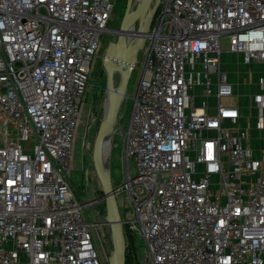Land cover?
<instances>
[{
  "label": "built area",
  "instance_id": "obj_1",
  "mask_svg": "<svg viewBox=\"0 0 264 264\" xmlns=\"http://www.w3.org/2000/svg\"><path fill=\"white\" fill-rule=\"evenodd\" d=\"M160 3L120 130L122 226L145 264H264V150L223 101L235 89L221 44L264 64V0ZM112 16V0H0V264H103L68 173Z\"/></svg>",
  "mask_w": 264,
  "mask_h": 264
},
{
  "label": "rangeland",
  "instance_id": "obj_2",
  "mask_svg": "<svg viewBox=\"0 0 264 264\" xmlns=\"http://www.w3.org/2000/svg\"><path fill=\"white\" fill-rule=\"evenodd\" d=\"M136 0H134V3ZM113 3V16L109 21L107 30L102 34L100 47L97 55L94 56L92 61V82L94 86L86 93L85 109L86 115L80 128V137L75 142L74 146V159L70 164V172L68 173L71 188L80 202H85L83 207V213L89 222L95 224L94 237L95 245L102 257L103 264H110V255L112 251V235L111 229L108 224L104 223V217L108 215L107 205L104 199H102V186L100 180L95 171V165L93 160L94 142L97 137L99 127L105 115V102L108 96L106 73L103 65V55L108 44L116 39L114 28L120 26L127 0H112ZM162 9L160 3L155 16ZM150 43V39L147 38L146 44ZM222 48V70L228 72L233 81V87L235 88V95L229 98H225L223 101L226 104L235 105L238 104L242 107V110H246L247 114L251 115L255 112L254 107H250L251 95L257 91V88L253 86L254 78L248 79L243 87L242 84V70L246 69L247 72H257V75H261L264 72L263 67H251L249 64H245L242 61L241 53H233L229 50L228 38L223 36L221 39ZM143 50L138 53L137 66L133 68L131 75L128 79L126 95L120 105L117 114V122L113 131L109 137L111 147L108 152V156L105 159L106 171L111 174L113 184H121L126 175V163L123 161L124 139L121 135V127L128 122L133 105V96L136 91V87L143 69ZM103 73V74H102ZM254 74V73H252ZM264 74V73H263ZM117 84V82H116ZM116 132V133H115ZM258 133V132H257ZM86 138V144L84 139ZM261 143V140L259 141ZM264 143V142H263ZM108 147V143H107ZM131 164L134 161L131 160ZM124 197V193L119 194L117 199ZM125 201V199H124ZM121 215H126L129 209L120 204ZM125 228L128 229L126 225ZM137 252L136 261L133 264H145L140 257L144 254L146 249V243L142 236L136 234L135 237Z\"/></svg>",
  "mask_w": 264,
  "mask_h": 264
},
{
  "label": "water",
  "instance_id": "obj_3",
  "mask_svg": "<svg viewBox=\"0 0 264 264\" xmlns=\"http://www.w3.org/2000/svg\"><path fill=\"white\" fill-rule=\"evenodd\" d=\"M161 0H127L125 12L119 27L114 28L116 39L112 40L103 55L104 71L106 73L107 93L109 98L108 108L99 127L94 142L93 160L96 174L100 180L108 215L104 217V223L108 224L112 235V251L110 264H126V242L122 226V218L115 194V187L111 174L104 170L102 164L103 140L105 133L115 125L118 110L123 101L128 79L133 70L137 55L146 45V34L150 31L154 14ZM138 21L136 37L129 38L128 32ZM103 74V73H102ZM116 76H119L117 84ZM86 144V138L84 139ZM108 150L111 147L108 141Z\"/></svg>",
  "mask_w": 264,
  "mask_h": 264
},
{
  "label": "crops",
  "instance_id": "obj_4",
  "mask_svg": "<svg viewBox=\"0 0 264 264\" xmlns=\"http://www.w3.org/2000/svg\"><path fill=\"white\" fill-rule=\"evenodd\" d=\"M263 67L264 68V64H260V63H251L249 64L251 67ZM254 73V74H252ZM264 72L261 73V75H257V72H247L246 69L242 70L241 74H242V84H243V87L244 85L246 86L245 82L251 78H254V83H253V86H255L257 88V91L256 92H260L262 91V88H261V84H260V77H264ZM230 76V74H229ZM230 79L231 76H230ZM232 81V80H231ZM234 81V79H233ZM232 81V83H233ZM234 84V83H233ZM235 89V88H234ZM255 92V93H256ZM253 94L251 95V98H250V107H254L255 108V112L253 114H247V112H245L246 110H242V107L240 105L239 108L241 110V114H242V117L240 118L238 124L245 128L249 134H250V144L251 146L253 147V149L257 152L261 151V150H264V128H258L257 127V120H258V114H259V106L257 104V102H255L253 100ZM258 132V133H257ZM261 140V143H259V141Z\"/></svg>",
  "mask_w": 264,
  "mask_h": 264
},
{
  "label": "trees",
  "instance_id": "obj_5",
  "mask_svg": "<svg viewBox=\"0 0 264 264\" xmlns=\"http://www.w3.org/2000/svg\"><path fill=\"white\" fill-rule=\"evenodd\" d=\"M125 242H126V264H133L136 261V233L131 232L127 228H123Z\"/></svg>",
  "mask_w": 264,
  "mask_h": 264
},
{
  "label": "bare ground",
  "instance_id": "obj_6",
  "mask_svg": "<svg viewBox=\"0 0 264 264\" xmlns=\"http://www.w3.org/2000/svg\"><path fill=\"white\" fill-rule=\"evenodd\" d=\"M119 78L118 76H116L115 78V83L118 82ZM108 105H109V98L107 97L106 99V102H105V107L106 109L108 108ZM111 132H112V129L110 128L106 133H105V136H104V140H103V153H102V164H103V168L104 170H106V167H105V159L106 157L108 156V148L109 146L107 147V143L109 141V137L111 135Z\"/></svg>",
  "mask_w": 264,
  "mask_h": 264
},
{
  "label": "snow or ice",
  "instance_id": "obj_7",
  "mask_svg": "<svg viewBox=\"0 0 264 264\" xmlns=\"http://www.w3.org/2000/svg\"><path fill=\"white\" fill-rule=\"evenodd\" d=\"M232 115H234V113H232Z\"/></svg>",
  "mask_w": 264,
  "mask_h": 264
}]
</instances>
